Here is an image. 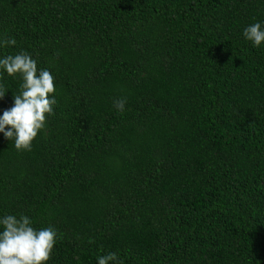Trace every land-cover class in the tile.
Instances as JSON below:
<instances>
[{"label": "trees", "instance_id": "16d2710c", "mask_svg": "<svg viewBox=\"0 0 264 264\" xmlns=\"http://www.w3.org/2000/svg\"><path fill=\"white\" fill-rule=\"evenodd\" d=\"M254 23L264 0H0V59L56 89L31 151L0 132V218L57 232L45 264H264ZM22 82L0 68V116Z\"/></svg>", "mask_w": 264, "mask_h": 264}, {"label": "clouds", "instance_id": "9594fccd", "mask_svg": "<svg viewBox=\"0 0 264 264\" xmlns=\"http://www.w3.org/2000/svg\"><path fill=\"white\" fill-rule=\"evenodd\" d=\"M244 38L254 47L264 42V30L260 23H254L243 30ZM16 41L7 38L0 46H14ZM0 68L8 76L17 74L22 78L21 92L14 96V106L0 116V132L7 140H14L17 151H31L32 141L45 127V114H51L56 99L49 94L56 91L54 78L47 70L38 73L37 63L31 56L21 51L0 59ZM6 90L0 87V98ZM126 98H117L113 106L124 111ZM8 130L5 131V127ZM0 264H45L49 260L57 239V232L51 227L39 230L31 226L28 216L5 215L0 218ZM118 256L110 252L98 258V264H117Z\"/></svg>", "mask_w": 264, "mask_h": 264}]
</instances>
